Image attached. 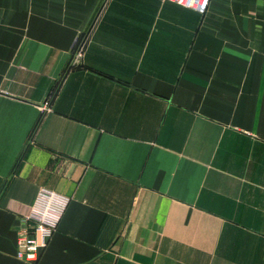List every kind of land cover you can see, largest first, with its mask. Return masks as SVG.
I'll use <instances>...</instances> for the list:
<instances>
[{
  "label": "crops",
  "instance_id": "obj_1",
  "mask_svg": "<svg viewBox=\"0 0 264 264\" xmlns=\"http://www.w3.org/2000/svg\"><path fill=\"white\" fill-rule=\"evenodd\" d=\"M42 189L36 264H264V0H0V264Z\"/></svg>",
  "mask_w": 264,
  "mask_h": 264
},
{
  "label": "built area",
  "instance_id": "obj_2",
  "mask_svg": "<svg viewBox=\"0 0 264 264\" xmlns=\"http://www.w3.org/2000/svg\"><path fill=\"white\" fill-rule=\"evenodd\" d=\"M186 9L204 15L211 0H164ZM72 63H77L82 56V46L78 44L73 52ZM47 109V103L42 107ZM67 200L48 190L42 189L32 206L24 214L26 226L18 231L17 253L18 259L24 264H36L40 252L46 247L49 239L56 230Z\"/></svg>",
  "mask_w": 264,
  "mask_h": 264
}]
</instances>
